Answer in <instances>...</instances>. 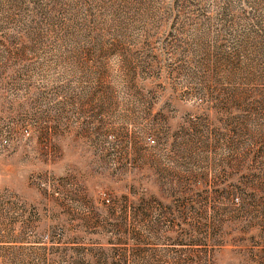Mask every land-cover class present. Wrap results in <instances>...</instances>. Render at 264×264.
I'll return each instance as SVG.
<instances>
[{
	"label": "rangeland",
	"instance_id": "1",
	"mask_svg": "<svg viewBox=\"0 0 264 264\" xmlns=\"http://www.w3.org/2000/svg\"><path fill=\"white\" fill-rule=\"evenodd\" d=\"M0 264H264V0H0Z\"/></svg>",
	"mask_w": 264,
	"mask_h": 264
}]
</instances>
